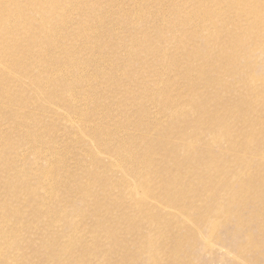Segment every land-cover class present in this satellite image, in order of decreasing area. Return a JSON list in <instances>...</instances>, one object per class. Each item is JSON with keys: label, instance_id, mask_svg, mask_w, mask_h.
Masks as SVG:
<instances>
[{"label": "rangeland", "instance_id": "374dc122", "mask_svg": "<svg viewBox=\"0 0 264 264\" xmlns=\"http://www.w3.org/2000/svg\"><path fill=\"white\" fill-rule=\"evenodd\" d=\"M18 5L24 13L12 18ZM251 13L234 0H0V264H141L143 248L148 264H170L174 251L179 264L187 255L194 264H264L259 193L238 203L240 224L186 221L195 232L186 255L164 237L184 231L181 217L161 213L159 221L143 211L172 214L165 192L174 189L173 155L175 163L197 150L225 156L226 167L201 182L184 176L185 185L210 183L216 192L224 175L239 173L228 170H239V158L256 169L254 142L264 144V130L246 125L249 111L230 93L215 99L221 87L208 79L217 72L203 61L204 77L190 78L195 53L213 52ZM237 85L243 96L254 93ZM252 117L264 119V100ZM223 125L227 135L212 145L210 132ZM244 141L254 142L248 149ZM237 176L236 185L251 178ZM243 243L249 249L239 252Z\"/></svg>", "mask_w": 264, "mask_h": 264}, {"label": "bare ground", "instance_id": "6f19581e", "mask_svg": "<svg viewBox=\"0 0 264 264\" xmlns=\"http://www.w3.org/2000/svg\"><path fill=\"white\" fill-rule=\"evenodd\" d=\"M241 5L243 9L252 12L254 14L249 20L247 27L240 25L235 32H232L231 28L227 29L228 37H221L218 42L215 43V46H211V40L209 36H202L204 41L209 42V50H204L203 52H196V58L194 59V65L191 66L190 78L192 81H195L197 77L201 74L204 77V68L206 66L200 65L198 62L203 61L207 69H211L217 72V75L211 79H208V84L212 86L221 87V90L215 94V99L220 100L222 96L227 92L231 94L230 99L228 100L231 103H234L237 107L245 108L249 111L245 116V123L248 127L258 128L264 130V119L261 120V117H252L256 110L259 107V101L264 100V0H234V5ZM206 8V7H205ZM24 13V7L18 5L15 9V13L12 15H21ZM27 21H29L27 19ZM46 20L43 22V26L48 22ZM10 23V21H9ZM27 24V23H26ZM28 26V24H27ZM230 37L235 38V40H230ZM146 50H149V46ZM198 66V67H197ZM259 80L261 83H259ZM237 84H248L252 88L253 94H248V96H243L242 92L238 93ZM259 87V88H258ZM225 92H223V91ZM259 94L256 97L251 95ZM239 99V100H234ZM234 106V107H236ZM191 107L185 108L182 110L183 114L190 111ZM223 131L219 129H214L213 132H210V138L212 145L220 144L221 141L227 135V127L223 125ZM254 141H244L243 144L246 148H250ZM195 144V143H192ZM211 148L210 144L207 145ZM254 147L257 153L260 154V157H256V169H252L250 166L247 168H242L241 166H247L251 161L248 158H239V170L229 168L230 172H239L236 174H230L228 177L225 175L222 177L225 182V186L221 191L216 192L215 186H211L210 183H206L205 186H196V185H185L183 183L184 176L188 175L187 173H193V176L199 181H203L205 176L208 173L221 172L219 170L223 167H226V157L219 155H213L211 152L206 150H197L192 154L188 155L190 157L184 163L172 162V160L177 157L173 155L171 162L169 164V169L167 168V173L170 175L169 185L174 187L173 190H167L165 192L166 206L169 208V211L172 212L166 213L161 208L146 207L143 209L144 214L149 210H152V214L162 221L161 213H165L169 216L176 217L180 220L181 217L183 221L184 231L177 234H165L164 237L171 236L172 239L178 242L179 247L183 248L184 254H187V247L193 245V236L195 232H189L188 224L186 221L191 220L193 227L197 226L200 222L205 221L207 227L209 223L216 224L217 222L223 220H238L239 224L243 217V212L239 207V204H244L245 200L248 198L250 193H259V195L264 196V144H261L258 141L254 142ZM181 150V145H175L171 149V153H177ZM250 157V156H248ZM145 158L139 159V161L144 160ZM192 160H195L194 162ZM199 165H203L205 170H197ZM162 173V171H159ZM199 173H204L197 175ZM251 176L250 179L242 181L241 184H235L239 176L238 174ZM248 184H251L253 188H248ZM236 186V187H235ZM228 190H231L233 194L224 202L222 197L225 195ZM196 191V193H193ZM195 194L197 201L191 202V195ZM253 198H248V202H253ZM191 202V203H189ZM199 202V205L196 204ZM255 203L261 205L259 207L260 213L258 210H254L252 214H249L251 217L257 215L264 216V198L257 200ZM217 208L216 213H210L207 208L214 212V208ZM262 208V209H261ZM171 209V210H170ZM177 209L179 212H175ZM263 210V211H261ZM155 211H158L156 214ZM155 213V214H154ZM263 213V214H261ZM215 215L217 218H215ZM187 217V218H186ZM191 218V219H190ZM200 221V222H199ZM169 222V220H168ZM174 222L172 226L168 229H172L177 223ZM239 224L234 230L235 234L241 233ZM145 249L149 246L147 243H144ZM246 245V244H245ZM243 244L238 245L239 252L247 247ZM249 249L248 247L246 248ZM176 251L173 252L172 263L170 264H179L176 256ZM151 258V256L149 257ZM141 264H148L146 261H149L144 253V248L141 252ZM249 264L253 263L251 258H248ZM81 264H90L87 257H82L80 259ZM194 258L187 255L186 262L187 264H194Z\"/></svg>", "mask_w": 264, "mask_h": 264}]
</instances>
